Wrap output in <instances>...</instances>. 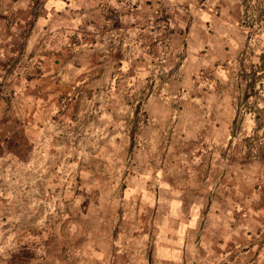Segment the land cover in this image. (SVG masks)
<instances>
[{"label": "crops", "instance_id": "1", "mask_svg": "<svg viewBox=\"0 0 264 264\" xmlns=\"http://www.w3.org/2000/svg\"><path fill=\"white\" fill-rule=\"evenodd\" d=\"M139 1L190 6L166 10L176 24L173 77L148 100L119 231L90 227L85 264H264V158L248 156L233 134L235 62L247 38L239 2ZM107 18L99 0H0V138L47 113L64 66L80 61L71 30L104 32ZM88 42L90 50L94 36Z\"/></svg>", "mask_w": 264, "mask_h": 264}, {"label": "rangeland", "instance_id": "2", "mask_svg": "<svg viewBox=\"0 0 264 264\" xmlns=\"http://www.w3.org/2000/svg\"><path fill=\"white\" fill-rule=\"evenodd\" d=\"M99 1L109 28L71 30L80 61L64 66L47 113L0 138V264H85L90 227L108 222L117 234L125 216L148 100L173 77L167 59L176 24L166 10L190 5ZM237 1L247 38L235 62L233 134L248 156L264 158V0ZM212 2L190 0L201 8Z\"/></svg>", "mask_w": 264, "mask_h": 264}, {"label": "built area", "instance_id": "3", "mask_svg": "<svg viewBox=\"0 0 264 264\" xmlns=\"http://www.w3.org/2000/svg\"><path fill=\"white\" fill-rule=\"evenodd\" d=\"M205 3H203V6L206 8V7H208V5L207 4H205ZM34 11H35V13L37 12V9L35 8L34 9ZM17 34L19 35V37H20V39H21V43H23V41H24V35H23V32H22V29H20V30H18L17 31ZM11 64L12 63H14V59L12 58L11 59V62H10Z\"/></svg>", "mask_w": 264, "mask_h": 264}]
</instances>
